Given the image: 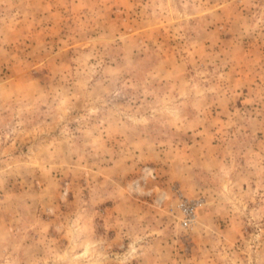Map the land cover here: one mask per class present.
<instances>
[{
  "label": "rangeland",
  "instance_id": "rangeland-1",
  "mask_svg": "<svg viewBox=\"0 0 264 264\" xmlns=\"http://www.w3.org/2000/svg\"><path fill=\"white\" fill-rule=\"evenodd\" d=\"M0 264H264V0H0Z\"/></svg>",
  "mask_w": 264,
  "mask_h": 264
}]
</instances>
